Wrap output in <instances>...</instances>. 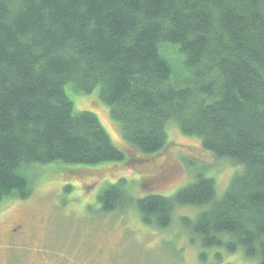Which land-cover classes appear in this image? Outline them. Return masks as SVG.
Wrapping results in <instances>:
<instances>
[{"label": "trees", "instance_id": "1", "mask_svg": "<svg viewBox=\"0 0 264 264\" xmlns=\"http://www.w3.org/2000/svg\"><path fill=\"white\" fill-rule=\"evenodd\" d=\"M172 126L235 166L226 189L205 165L171 196L120 178L101 211L264 264V0H0V207L152 158Z\"/></svg>", "mask_w": 264, "mask_h": 264}, {"label": "rangeland", "instance_id": "2", "mask_svg": "<svg viewBox=\"0 0 264 264\" xmlns=\"http://www.w3.org/2000/svg\"><path fill=\"white\" fill-rule=\"evenodd\" d=\"M200 165L220 190L236 171L229 160L203 151L196 138L172 126L161 153L123 165L110 176L81 174L77 184L68 182L74 186L70 192L64 190L67 179L43 178L33 198L0 207V264H259L241 251L225 253L223 259L210 253L204 263L201 248L186 236L179 220L158 229L145 224L133 207L101 211L97 194L105 182L125 178L136 196H171L194 181L193 168L198 171ZM12 228L16 233L4 236Z\"/></svg>", "mask_w": 264, "mask_h": 264}, {"label": "flooded vegetation", "instance_id": "3", "mask_svg": "<svg viewBox=\"0 0 264 264\" xmlns=\"http://www.w3.org/2000/svg\"><path fill=\"white\" fill-rule=\"evenodd\" d=\"M19 226H21V225H19ZM16 229H8L7 230V232H5L4 233V236H8V237H10V236H13L16 232ZM1 238L3 237V236H0ZM1 238H0V240H1Z\"/></svg>", "mask_w": 264, "mask_h": 264}]
</instances>
